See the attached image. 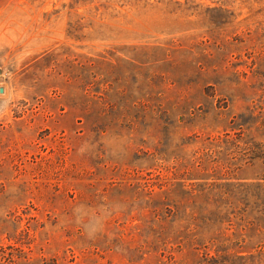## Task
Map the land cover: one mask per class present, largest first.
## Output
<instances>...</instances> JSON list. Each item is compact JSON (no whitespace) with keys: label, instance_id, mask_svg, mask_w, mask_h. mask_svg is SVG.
Segmentation results:
<instances>
[{"label":"rangeland","instance_id":"rangeland-1","mask_svg":"<svg viewBox=\"0 0 264 264\" xmlns=\"http://www.w3.org/2000/svg\"><path fill=\"white\" fill-rule=\"evenodd\" d=\"M0 89V264H264V0H0Z\"/></svg>","mask_w":264,"mask_h":264},{"label":"trees","instance_id":"trees-1","mask_svg":"<svg viewBox=\"0 0 264 264\" xmlns=\"http://www.w3.org/2000/svg\"><path fill=\"white\" fill-rule=\"evenodd\" d=\"M255 196H259V197H257V198H261V197H263L262 200H264V192H259V193H257ZM211 258L214 259V257H211Z\"/></svg>","mask_w":264,"mask_h":264},{"label":"water","instance_id":"water-1","mask_svg":"<svg viewBox=\"0 0 264 264\" xmlns=\"http://www.w3.org/2000/svg\"><path fill=\"white\" fill-rule=\"evenodd\" d=\"M0 91L2 92L3 90H2V89H0Z\"/></svg>","mask_w":264,"mask_h":264}]
</instances>
